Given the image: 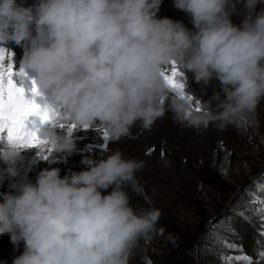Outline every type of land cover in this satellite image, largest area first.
Instances as JSON below:
<instances>
[{"label": "clouds", "instance_id": "clouds-1", "mask_svg": "<svg viewBox=\"0 0 264 264\" xmlns=\"http://www.w3.org/2000/svg\"><path fill=\"white\" fill-rule=\"evenodd\" d=\"M173 3L193 29L158 17L161 0H0V45L32 38L21 67L48 93L41 103L53 119L75 130L100 125L116 142L166 111L195 128L240 127L264 100V0ZM173 62L196 82H219L214 107L195 111L169 89L162 73ZM73 132L49 130L51 152L71 156ZM22 149L8 141L0 149V182L14 190L0 193V234L23 242L12 264H129L139 240L161 231L160 210L137 211L126 190L143 191L136 173L144 161L119 150L83 156L81 170L43 168L32 182L16 167Z\"/></svg>", "mask_w": 264, "mask_h": 264}, {"label": "rangeland", "instance_id": "rangeland-1", "mask_svg": "<svg viewBox=\"0 0 264 264\" xmlns=\"http://www.w3.org/2000/svg\"><path fill=\"white\" fill-rule=\"evenodd\" d=\"M163 7L171 10V14L174 10L180 13L173 0H161L158 17L171 15L160 11ZM257 7H264V4ZM185 17L170 18L193 29L190 16ZM230 19L236 25L241 23L239 6ZM8 44L11 46L6 50L12 53L15 70L19 71L22 58L32 46V38L18 47L14 43ZM13 45L18 51L12 49ZM24 73L23 77L14 76L13 79L31 98L28 89L35 81V73L28 69H24ZM182 74L185 92L199 100L200 108L214 107L215 101L211 98L214 93H220L219 82L212 79L204 84L196 82L191 73ZM38 91L36 102L44 108L41 101L48 93ZM163 103L166 107L167 101ZM26 125L42 139H47L49 130L61 133L66 130L54 121H41L39 115L29 116ZM104 131L100 125L74 130L77 150L66 159H61L54 151L44 158L38 154V148H23L20 160H27V164L18 170L21 176L26 173L35 182L43 168L58 167L63 176L69 170L84 168L81 164L83 156L101 158L119 150L127 158L144 161V167L136 173L143 191L136 193L126 189L131 206L137 211L145 208L160 210L156 228L161 231L153 233L150 240L137 243L129 264H221L222 241L238 243L244 253L256 260L257 249L264 246V235L261 234L264 232V204L261 203L264 201V100L257 106L254 116L240 127L229 125L219 130L210 124L207 128H195L166 111L150 128L134 126L131 137H122L116 142L108 139L106 146L99 148L98 145L105 143ZM6 142V139H0V149ZM150 148L151 152L148 151ZM161 148L164 149L163 156ZM222 165L226 169L223 173L220 171ZM4 167L1 165L0 169ZM13 179L18 181L20 177ZM10 182H0V193L14 191L9 189ZM245 227L250 228V239L255 243V249H250L252 254L242 240ZM22 251L23 242L13 243L9 233L0 234V264H12Z\"/></svg>", "mask_w": 264, "mask_h": 264}, {"label": "snow or ice", "instance_id": "snow-or-ice-1", "mask_svg": "<svg viewBox=\"0 0 264 264\" xmlns=\"http://www.w3.org/2000/svg\"><path fill=\"white\" fill-rule=\"evenodd\" d=\"M25 75L23 67L19 71L15 70L12 60V53L4 48H0V139H6L10 144L21 147H35L39 149V153L47 158L51 153V147L47 139H42L37 135L36 131L29 129L26 121L31 115H39L41 121H54L60 128H66L69 133L75 130V125L64 124L57 122L50 115L49 111L42 108L36 102L35 97L39 95L35 81L32 82V87L28 89L32 96L29 98L26 95V90L23 86H17L13 77H23ZM169 89L180 96L185 97L192 104L195 111H202L199 100L194 99L191 95L185 92V85L182 80L183 74L173 62L172 66L162 73ZM107 132H103V141L98 145L99 148H104L107 142ZM149 152L152 151L150 148ZM226 155L228 153H225ZM161 155H164V149L161 148ZM223 173L226 169L223 165L220 168ZM264 204V201H261ZM264 224V218H262ZM264 235V232L261 233ZM224 252L221 256V264H264V246L257 249L256 260L243 252L242 246L231 241H222ZM259 243V241H257ZM237 254H233V253Z\"/></svg>", "mask_w": 264, "mask_h": 264}, {"label": "trees", "instance_id": "trees-1", "mask_svg": "<svg viewBox=\"0 0 264 264\" xmlns=\"http://www.w3.org/2000/svg\"><path fill=\"white\" fill-rule=\"evenodd\" d=\"M25 4L26 5H31V4H33V0H25ZM160 11H162L164 14H167L168 15V13H170L171 14V10H168L167 8H161V10ZM187 14H185V12H183L182 10H180V13H175V10H174V13L173 14H171L168 18H174V19H176V18H179L180 16H183V17H185ZM185 18H187V17H185ZM184 18V19H185ZM15 44V43H14ZM22 44H23V42H22ZM16 45V44H15ZM11 45H9V44H6V45H3V47L5 48V49H10L9 47H10ZM17 46V45H16ZM16 46H14L13 45V50L14 51H18L17 50V47ZM243 234H242V236H243V242L244 243H246L247 244V246H248V248H249V254H252L251 252H250V249L252 250V249H255V243H254V241H252L251 239H250V235H251V230H250V228H247V227H245V228H243ZM154 235L152 234L151 236H150V238H142V239H140L139 241H148V240H150L152 237H153ZM250 239V240H249Z\"/></svg>", "mask_w": 264, "mask_h": 264}, {"label": "bare ground", "instance_id": "bare-ground-1", "mask_svg": "<svg viewBox=\"0 0 264 264\" xmlns=\"http://www.w3.org/2000/svg\"><path fill=\"white\" fill-rule=\"evenodd\" d=\"M27 161V160H26ZM25 160H18L17 163H16V167L17 169H20V168H23L27 162ZM1 165H4L2 161H0V166ZM5 166V165H4Z\"/></svg>", "mask_w": 264, "mask_h": 264}]
</instances>
